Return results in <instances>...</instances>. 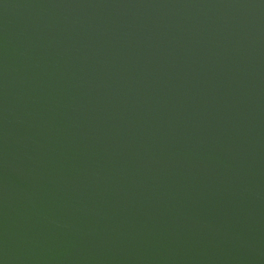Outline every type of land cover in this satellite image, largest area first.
<instances>
[{
  "label": "water",
  "instance_id": "95a60500",
  "mask_svg": "<svg viewBox=\"0 0 264 264\" xmlns=\"http://www.w3.org/2000/svg\"><path fill=\"white\" fill-rule=\"evenodd\" d=\"M0 264H264V0H0Z\"/></svg>",
  "mask_w": 264,
  "mask_h": 264
}]
</instances>
